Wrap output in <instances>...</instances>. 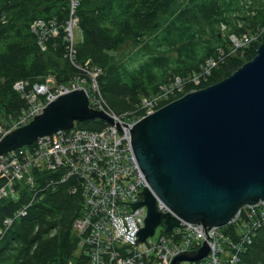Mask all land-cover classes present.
Wrapping results in <instances>:
<instances>
[{"label": "trees", "instance_id": "obj_1", "mask_svg": "<svg viewBox=\"0 0 264 264\" xmlns=\"http://www.w3.org/2000/svg\"><path fill=\"white\" fill-rule=\"evenodd\" d=\"M69 5V0H0V119L16 118L27 108L13 88L17 82L31 86L50 77L54 86L73 81L90 90L89 72H95L103 105L136 120L143 99L172 90L160 109L216 84L254 58L264 42V0H79L81 39L71 62L63 29L45 38V50L31 30L36 20L64 23ZM232 35L254 40L232 54ZM209 60L210 73L193 84L191 78ZM106 124L91 120L74 128L100 132ZM30 176L31 182H12L14 199L0 200V264L86 263L72 228L83 210L81 180L72 175L63 180L62 168L35 169ZM5 183L0 176V187ZM233 229L222 231L231 236ZM238 264H264V222L252 230Z\"/></svg>", "mask_w": 264, "mask_h": 264}, {"label": "water", "instance_id": "obj_2", "mask_svg": "<svg viewBox=\"0 0 264 264\" xmlns=\"http://www.w3.org/2000/svg\"><path fill=\"white\" fill-rule=\"evenodd\" d=\"M113 119L90 107L85 90L58 96L42 113L0 140V156L38 138L69 130L75 123ZM131 148L149 189L133 209H147L138 241L161 224L170 231L180 220L206 229L223 228L245 205L264 203V42L254 58L233 74L187 93L136 122ZM157 199L169 210L161 213ZM204 244L172 264L204 258Z\"/></svg>", "mask_w": 264, "mask_h": 264}, {"label": "built area", "instance_id": "obj_3", "mask_svg": "<svg viewBox=\"0 0 264 264\" xmlns=\"http://www.w3.org/2000/svg\"><path fill=\"white\" fill-rule=\"evenodd\" d=\"M69 4V16L64 23L54 19L46 22L36 20L31 30L38 37L39 46L45 50V38L56 36L59 29H63L64 39L68 43V55L73 62L74 28H78L76 8L79 0H69ZM230 40L233 43L244 42L240 45L246 43L244 47H247L253 37L244 35L238 39L232 35ZM235 47L242 48L236 44ZM213 65L214 62L209 60L203 71L191 78L193 84L197 85L200 79L208 76ZM94 73L89 72L92 91L85 89L80 82L60 86H49L47 83L30 86L26 82L14 85V90L26 100L27 108L16 118H11L6 128L0 127V140L41 114L45 106L58 96L79 89L86 91L90 107L105 112L113 119V124H106L100 132L74 127L58 131L38 138L29 146L0 156V176L6 179V183L0 187V200L14 199L16 192L12 182L22 178L31 182L32 170L62 168L65 171L63 180L71 175L81 180L83 210L72 228L80 240L79 249L88 257L84 264H172L175 257L195 253L204 244L208 248L204 258L184 262L238 264L239 253L251 243L252 230L264 222V203L243 206L227 225L234 226L231 236L225 235L222 228L206 229L201 225L199 228L196 224L180 220V226L170 231L165 230L164 224L158 226L161 229L155 240L151 236L143 242L138 241V232L144 226L147 209L145 206L133 209V205L142 201L140 193L149 189V185L135 160L130 131L136 122L156 112L172 90L143 99L141 116L129 120L115 115L103 105ZM180 82L176 80L175 83L179 89ZM157 209L161 213L169 212L158 199Z\"/></svg>", "mask_w": 264, "mask_h": 264}, {"label": "rangeland", "instance_id": "obj_4", "mask_svg": "<svg viewBox=\"0 0 264 264\" xmlns=\"http://www.w3.org/2000/svg\"><path fill=\"white\" fill-rule=\"evenodd\" d=\"M74 38H75V40H74V43H75V41L77 42L78 40H80L81 39V32H80V30H79V28H74ZM254 40V39H253ZM252 40V41H253ZM242 43H244V42H235V43H233L232 42V46H230V49H229V51H231L232 52V54H235L236 52H235V48H238V47H235V44L236 45H238L239 47H244V46H246V43H245V45H243V46H241L240 44H242ZM134 53V52H133ZM132 53V54H133ZM135 58V56H132V59H134ZM136 59V58H135ZM95 74V76L97 75V73H94ZM48 84L49 86H54V83H53V79L52 78H50V77H48V78H46V81L43 83V84ZM68 84H71V85H73V84H75L73 81H71L70 83H68ZM68 84H65V85H68ZM88 85V84H87ZM88 87L91 89L92 88V86L90 85H88ZM91 91H92V89H91ZM11 123V119H9L8 121H4L3 119H0V127H4V128H6L9 124ZM160 227L159 228H157V230H156V232L154 233V235L151 237V239L152 240H155L156 238H157V236L159 235V232H160ZM183 264H187L186 262H184Z\"/></svg>", "mask_w": 264, "mask_h": 264}]
</instances>
